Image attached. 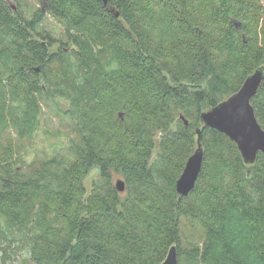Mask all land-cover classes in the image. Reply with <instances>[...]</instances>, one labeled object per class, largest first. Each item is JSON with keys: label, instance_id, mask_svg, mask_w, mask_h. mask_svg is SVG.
Wrapping results in <instances>:
<instances>
[{"label": "trees", "instance_id": "trees-1", "mask_svg": "<svg viewBox=\"0 0 264 264\" xmlns=\"http://www.w3.org/2000/svg\"><path fill=\"white\" fill-rule=\"evenodd\" d=\"M12 1L15 11L0 0V264H162L170 246L182 257L185 220L204 235L189 261L264 264V155L245 166L226 136L197 127L264 66V0ZM259 91L251 104L264 130V83ZM54 97L70 102L67 151L21 169L11 132L34 139L41 102ZM194 128L215 161L207 169L204 151L179 200ZM92 167L100 180L86 194Z\"/></svg>", "mask_w": 264, "mask_h": 264}, {"label": "water", "instance_id": "water-1", "mask_svg": "<svg viewBox=\"0 0 264 264\" xmlns=\"http://www.w3.org/2000/svg\"><path fill=\"white\" fill-rule=\"evenodd\" d=\"M9 0L13 11L16 6ZM106 4V0H103ZM118 17V14H116ZM264 83V66L258 67L251 75L245 78L242 86L233 95L218 105L205 110L199 116L203 127L213 129L226 136L237 147L243 163L253 165L258 154L264 155V130L261 129L255 116L251 100L260 92ZM122 117L121 114H119ZM180 119L188 126V121L180 114ZM197 136L196 149L188 158L182 174L176 183V192L179 200L187 197L194 189L202 169L204 151L201 144V130L194 131ZM124 181H116L117 192L125 190ZM178 254L175 245L170 246L162 264H178Z\"/></svg>", "mask_w": 264, "mask_h": 264}, {"label": "rangeland", "instance_id": "rangeland-1", "mask_svg": "<svg viewBox=\"0 0 264 264\" xmlns=\"http://www.w3.org/2000/svg\"><path fill=\"white\" fill-rule=\"evenodd\" d=\"M24 1L28 5H34L33 1H31V0H24ZM10 2H11V4L13 3L12 0ZM45 27H47L50 30V32L52 34L51 36L63 39L62 37L58 36V33L57 34L55 33V31L58 30V32H59V30H61L60 25L58 23H56L55 20H53L52 18H48V20L45 23ZM58 47H59L58 44L53 45L51 48H49L50 52H56ZM39 83L41 85L44 84L43 78L40 79V77H39ZM7 91H9V89H7ZM233 94L234 93L231 94V92H230L229 94L224 95L222 97L223 98L222 101L226 100L227 98H229ZM69 103H70L69 101H67L66 99H63L62 97H54L53 99L50 98L48 101L41 102L42 116H41V120H40L41 121L40 122V129L38 130L36 137L32 140L29 139V140H25V141H19L16 139L17 135L15 132L14 133L11 132V137L9 136V134L6 133L3 141H5L7 138L10 137V139H12L14 141L13 144H14L15 154H17L16 156L21 157L20 159L24 160V163H23L24 165L21 166V169L26 170L30 163L31 164L32 163L37 164V162L40 160L43 161V159H49L52 157L61 156V155L66 153L67 146L62 147L60 149L58 145L60 144V142L62 143V141H64V143H67L73 137V133H72L73 121L65 114V111L69 108V105H70ZM205 110L207 111L209 109L205 108ZM197 127L200 129L203 128V126L200 123H198ZM172 130H176L175 124L172 125ZM194 131H195V128L192 131V133L194 134L193 135L194 143H193L192 150L190 153L191 155L194 152V150L196 149V145H197V144H195L197 141V136L195 135ZM156 133L157 134L154 135L155 147H154V150L152 151V157L150 158L151 162H154L156 160V158L158 157V154L160 153V149H159L158 145L160 143L161 134L158 132H156ZM207 143H208V141H207ZM207 143L205 142V145L203 143L205 154L207 152V146H206ZM235 147H236V145H235ZM239 156H240V154H239ZM207 158H208V160H207V167L208 168L207 169H212L210 164H212V162L215 161V155L213 156L212 154L207 152ZM18 166L20 167L19 164L16 167H18ZM182 172H183V170H182ZM182 172L180 173V175L182 174ZM118 179L119 180L121 179L122 181H124V179L121 178L120 175H119V177H114L113 178L114 188H115L116 181ZM99 180H100V174H99L98 168L92 167L88 171V173H86V175L84 176L83 181H82V185H83L82 187H84L85 193L86 194L90 193L91 190L93 189V185L95 183H97ZM125 191H126V186H125V190L123 192H125ZM236 218H234V220L237 221L238 218L237 219ZM227 219L231 223V221L233 219L232 213L229 214V218H227ZM238 222H239V220L236 223H238ZM180 234H181L182 257L181 258L178 257V258L181 259L182 264H204L203 261H198L196 263L189 261V259H188L189 257L187 255L188 248L191 245L202 246V241L204 240V235L202 233L201 228L199 226H192V225L188 224L187 220H185V221L181 222ZM18 257H19V259H21V257H23L21 251H19V254L16 255V259ZM27 257H28V255L25 258H27ZM218 260L220 262H222L220 255H219ZM251 261H254V260H251ZM252 263H254V262H252ZM10 264H24V263L23 262H17V260H16V262H14V263L10 262ZM27 264H31V262H29Z\"/></svg>", "mask_w": 264, "mask_h": 264}]
</instances>
